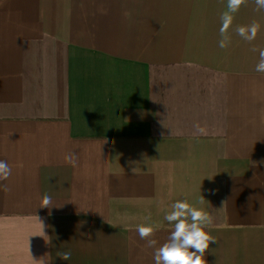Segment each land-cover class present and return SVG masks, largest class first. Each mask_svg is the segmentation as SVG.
<instances>
[{"label":"crops","instance_id":"crops-1","mask_svg":"<svg viewBox=\"0 0 264 264\" xmlns=\"http://www.w3.org/2000/svg\"><path fill=\"white\" fill-rule=\"evenodd\" d=\"M225 7L0 0V264H155L171 205L202 195L208 264H264V10L247 0L221 49Z\"/></svg>","mask_w":264,"mask_h":264},{"label":"clouds","instance_id":"clouds-1","mask_svg":"<svg viewBox=\"0 0 264 264\" xmlns=\"http://www.w3.org/2000/svg\"><path fill=\"white\" fill-rule=\"evenodd\" d=\"M257 10H264V0H254ZM247 0H226L225 10L220 14L221 26L219 29L221 39L218 46L226 49L231 43L229 30L233 27L235 14L239 12ZM261 30V25L253 21L247 25L236 26L234 31L242 40L252 42L257 38ZM252 51L259 52V59L255 66V71L264 73V48ZM196 132L194 134H202L205 130L199 125H194ZM66 163L75 167L77 157L74 153L67 154L64 157ZM121 172L125 169L118 163ZM135 173L136 169H132ZM12 173V168L7 161L0 160V182L6 181ZM0 191L5 193L10 189L6 184L0 183ZM201 207L194 206L189 203L188 199L177 200L171 205V210L167 212L164 219L171 225L172 231L168 241L162 246L156 248L154 254L155 264H208L205 259V253L210 245L217 241L210 230L213 228V217L206 211L202 205L205 198L202 195L197 202ZM52 198L45 195L41 202V207H50ZM39 219V218H38ZM42 224V223H41ZM160 227L158 224H141L137 226V232L141 239L147 240V246L156 245V240L150 239L155 234L156 229ZM46 236L43 232V235ZM57 256L62 260L68 261L71 258L70 251L57 252Z\"/></svg>","mask_w":264,"mask_h":264}]
</instances>
